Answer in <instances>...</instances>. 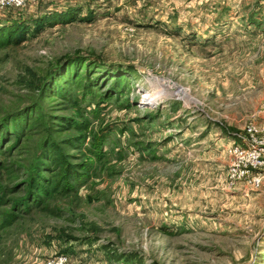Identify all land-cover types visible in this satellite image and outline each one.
I'll return each instance as SVG.
<instances>
[{"label": "rangeland", "instance_id": "374dc122", "mask_svg": "<svg viewBox=\"0 0 264 264\" xmlns=\"http://www.w3.org/2000/svg\"><path fill=\"white\" fill-rule=\"evenodd\" d=\"M11 26L0 264H264V168L228 175L264 139V0H53Z\"/></svg>", "mask_w": 264, "mask_h": 264}, {"label": "built area", "instance_id": "2783aa9c", "mask_svg": "<svg viewBox=\"0 0 264 264\" xmlns=\"http://www.w3.org/2000/svg\"><path fill=\"white\" fill-rule=\"evenodd\" d=\"M53 0H0V11H20L27 6L39 3L51 2ZM254 132L253 129L249 130ZM233 162L229 167L228 175L232 179H240L251 170L264 168V139L258 143L254 139L242 146H234L229 151Z\"/></svg>", "mask_w": 264, "mask_h": 264}, {"label": "trees", "instance_id": "16d2710c", "mask_svg": "<svg viewBox=\"0 0 264 264\" xmlns=\"http://www.w3.org/2000/svg\"><path fill=\"white\" fill-rule=\"evenodd\" d=\"M12 12V11H11ZM15 29V26H11V27H7V28H4V27H0V39L1 38H6V37H9L11 35L12 32H17L19 33V30H16ZM58 152L54 149L51 150V156H52V160L58 162V164H64V162H62L58 157ZM46 187L48 188V190H53L57 187V184L56 182L54 183H47L46 184Z\"/></svg>", "mask_w": 264, "mask_h": 264}, {"label": "bare ground", "instance_id": "6f19581e", "mask_svg": "<svg viewBox=\"0 0 264 264\" xmlns=\"http://www.w3.org/2000/svg\"><path fill=\"white\" fill-rule=\"evenodd\" d=\"M148 99L150 100L149 103H150L151 105H156V104H158V103H159V100H160V98L157 97V96H150V97H148Z\"/></svg>", "mask_w": 264, "mask_h": 264}]
</instances>
